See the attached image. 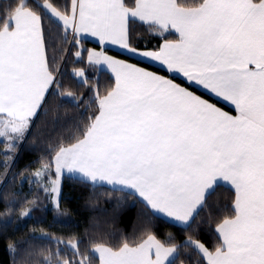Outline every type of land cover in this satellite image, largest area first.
Returning <instances> with one entry per match:
<instances>
[{
	"label": "snow or ice",
	"instance_id": "6c2138e0",
	"mask_svg": "<svg viewBox=\"0 0 264 264\" xmlns=\"http://www.w3.org/2000/svg\"><path fill=\"white\" fill-rule=\"evenodd\" d=\"M136 24L162 43L134 46ZM89 37L101 51L82 47ZM61 42L75 48L79 62L86 54L87 65L110 70L114 84L103 94L99 84L88 88L91 115L85 111L77 132L41 159L33 183L58 210L61 180L73 174L93 191H127L148 219L138 238L115 246L92 236L57 238L71 259L58 247L44 264H185L181 253L188 247L200 264H264V0H14L0 10V141L8 160L53 96L75 107L87 100L63 86L61 60L51 54ZM109 45L161 63L229 102L235 114L174 79L108 55ZM72 75L88 86L83 68ZM224 185L234 198L231 214L215 226L216 246L192 236L180 245L171 234L158 238L152 217L187 230ZM8 247L16 264L17 249Z\"/></svg>",
	"mask_w": 264,
	"mask_h": 264
},
{
	"label": "trees",
	"instance_id": "16d2710c",
	"mask_svg": "<svg viewBox=\"0 0 264 264\" xmlns=\"http://www.w3.org/2000/svg\"><path fill=\"white\" fill-rule=\"evenodd\" d=\"M12 3L14 0H0V10H6ZM45 25L58 38L56 26L49 23L47 18ZM134 29L138 37L133 41L134 46L142 50L145 47L155 49L159 43H162L160 37L154 36L141 24L134 25ZM165 36L167 39L177 38L175 34H165ZM61 47L65 49L64 53L59 51ZM82 47L101 49L98 44L89 40L82 41ZM74 51L75 48L70 43L61 42L51 54L61 60L63 86L78 96H86V102L75 107L53 96L45 110L34 121L30 134L17 148L12 160H8L5 154L6 143L0 141V264H13L8 247L10 243L17 249L16 264H44L45 257L56 253L58 247L63 258L71 259L69 250L63 245L56 244L57 238L66 241L76 236L87 241L92 236L102 238L104 243L115 246L124 239L131 241L138 238L142 224L148 219L147 210L142 202L129 195L127 191L115 190L108 186L93 191L79 178L64 175L61 180L60 208L57 210L40 185L33 183L35 179L33 173L40 167L41 159H48V154L57 142H67L68 138L77 132L82 122H86V117L83 115L85 111L91 115V110L88 109V105L91 104L88 88L97 84L101 86L100 69L87 65L86 54L84 62H79L73 55ZM104 51L174 79L176 83L189 87L220 108L234 113L225 104L191 87L162 68L133 59L110 48H105ZM79 68H83L89 77L87 87L79 85L73 78V70ZM94 107L93 105L92 110ZM233 198L234 192L231 187L221 186L210 201L212 206L200 213L191 228L186 230L175 226L160 216L151 218L153 230L162 242L169 239V234L178 245L184 244L187 238L192 236L212 248L218 243L215 226L224 216L231 214ZM26 209H30L29 216L21 217L20 212ZM48 237L51 239L49 240ZM81 249L91 257L88 244L81 245ZM181 259L185 260V264L201 262L200 256L190 247L182 251ZM93 264L98 262L93 260Z\"/></svg>",
	"mask_w": 264,
	"mask_h": 264
},
{
	"label": "crops",
	"instance_id": "0c3cea01",
	"mask_svg": "<svg viewBox=\"0 0 264 264\" xmlns=\"http://www.w3.org/2000/svg\"><path fill=\"white\" fill-rule=\"evenodd\" d=\"M87 40H89V41H91V42H93V43H96V44H98V45L101 47V45L98 43V41H97L95 38H91V37H89ZM110 47L119 50L121 53H123V54H125V55H127V56H129V57H131V58H133V59H136V60H139V61H141V62H145V63L151 64V65H153V66H156V67L162 68V69H164L165 71H167V70H166V66L162 65L161 63L151 61V60L146 59V58H144V57H142V56H139V55H133V54H131V53H129V52H127V51L121 49L119 46L109 45V46L104 47V48H103V51H104L105 48H110ZM94 50H96V51H101L102 49H94ZM141 50H142V49H141ZM119 51H118V52H119ZM115 58H117V57H115ZM117 59H120V58H117ZM121 60H123V59H121ZM125 61L128 62V63H130V64H135V63H132V62L127 61V60H125ZM135 65H137V64H135ZM137 66H138V67H142V66H140V65H137ZM142 68H144V67H142ZM147 70H148V69H147ZM149 71H151V70H149ZM100 72H101V75H100V80H101L100 91H101V93L103 94L104 91H106L107 89H109V88L114 84V75L111 73L110 70H104V71H101V70H100ZM152 72H154V71H152ZM167 72H168V71H167ZM168 73H169V72H168ZM157 74H158V73H157ZM169 74H171V73H169ZM158 75H160V74H158ZM171 75L176 76V77L182 79V80L185 81L187 84H189L191 87H194L195 89L199 90L200 92H202V93H204V94H206V95H208V96H211V97L214 98L215 100H217V101H219V102L225 104L226 106H228L229 108H231V109L234 111V106L231 105L229 102H226V101H224L223 99L216 97L215 95L211 94L210 92H208L207 90L203 89L202 87H199V86H197V85H195V84H190V83H189L184 77H182V75H179V74H171ZM190 90L193 91L192 89H190ZM193 92H195V91H193ZM195 94L198 95L197 93H195ZM199 96H200V95H199ZM201 98L206 99V98H204V97H202V96H201ZM206 100H207V99H206ZM209 103H212V102L209 101ZM213 104H214V103H213ZM216 106H217V105H216ZM217 107H219V106H217ZM219 108H220V107H219ZM221 109H222V108H221ZM222 110H223V111H226V110H224V109H222ZM226 112H229V111H226ZM229 113L234 115V114H235V111H234V113H231V112H229ZM65 175H69V176H73V177L78 178L77 176H74L73 174H69V173H65ZM108 187H110V186H108ZM164 218H165V217H164Z\"/></svg>",
	"mask_w": 264,
	"mask_h": 264
},
{
	"label": "rangeland",
	"instance_id": "374dc122",
	"mask_svg": "<svg viewBox=\"0 0 264 264\" xmlns=\"http://www.w3.org/2000/svg\"><path fill=\"white\" fill-rule=\"evenodd\" d=\"M110 49H113V50H116V51H119V50H117V49H114V48H111L110 47ZM120 52V51H119ZM108 54V53H107ZM108 55H110V54H108ZM110 56H112V55H110ZM224 186H227V185H224ZM228 187H230V186H228ZM161 217H163V216H161ZM164 218V217H163ZM166 219V218H165Z\"/></svg>",
	"mask_w": 264,
	"mask_h": 264
}]
</instances>
